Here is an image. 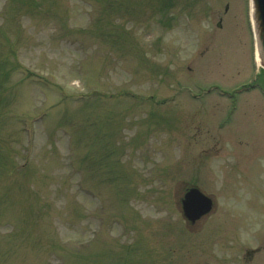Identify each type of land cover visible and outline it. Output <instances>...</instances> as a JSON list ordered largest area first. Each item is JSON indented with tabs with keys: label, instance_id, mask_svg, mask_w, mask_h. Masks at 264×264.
Instances as JSON below:
<instances>
[{
	"label": "rangeland",
	"instance_id": "1",
	"mask_svg": "<svg viewBox=\"0 0 264 264\" xmlns=\"http://www.w3.org/2000/svg\"><path fill=\"white\" fill-rule=\"evenodd\" d=\"M262 70L249 0H0V264H264Z\"/></svg>",
	"mask_w": 264,
	"mask_h": 264
},
{
	"label": "water",
	"instance_id": "2",
	"mask_svg": "<svg viewBox=\"0 0 264 264\" xmlns=\"http://www.w3.org/2000/svg\"><path fill=\"white\" fill-rule=\"evenodd\" d=\"M250 5L256 50L259 60L264 66V0H250ZM180 203L183 216L189 222H194L207 214L214 206L211 196L196 186H191L184 192Z\"/></svg>",
	"mask_w": 264,
	"mask_h": 264
},
{
	"label": "flooded vegetation",
	"instance_id": "3",
	"mask_svg": "<svg viewBox=\"0 0 264 264\" xmlns=\"http://www.w3.org/2000/svg\"><path fill=\"white\" fill-rule=\"evenodd\" d=\"M228 9H229V7L228 6L225 7V5H224V8H223L224 14L229 11ZM224 14L222 12V14L219 15V20L216 23V26L220 29H222V27H223L222 20L224 19ZM257 84L259 85L260 83L258 82ZM251 85H253V84H251ZM260 250H261V246L246 249L245 254H244V258H245L244 260L246 262H250L254 256V254L259 252Z\"/></svg>",
	"mask_w": 264,
	"mask_h": 264
}]
</instances>
